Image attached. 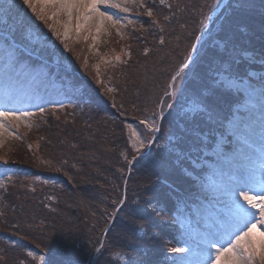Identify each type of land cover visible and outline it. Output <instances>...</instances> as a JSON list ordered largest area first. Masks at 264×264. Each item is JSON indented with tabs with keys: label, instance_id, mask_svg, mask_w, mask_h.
<instances>
[{
	"label": "trees",
	"instance_id": "16d2710c",
	"mask_svg": "<svg viewBox=\"0 0 264 264\" xmlns=\"http://www.w3.org/2000/svg\"><path fill=\"white\" fill-rule=\"evenodd\" d=\"M221 1L146 0L144 6L153 15L143 10L138 13L140 25L124 42L127 49L120 57L128 49L130 54L109 68L96 69L91 60L85 63L81 57L85 55L73 47L63 60L78 73L67 71L63 64L55 67L29 57L30 63L45 65L50 73L79 84L80 89L66 93L74 104L47 109L37 125L41 137L36 147L10 154V163L22 165L16 170L20 177L31 181L16 180L1 192L0 231L22 240L0 243V264H44L29 257L28 248L47 264L74 258L87 262L100 246L98 242L104 249L94 257L95 264H128L129 259L135 264H174L169 258L175 256L171 249L180 238L178 217L193 216V207L201 204L198 198L206 196L198 180L204 169L194 167L183 155L195 154L190 147L201 154L203 142L196 132L211 131L208 134L213 139L216 130L225 129V121L241 98L218 81V73L246 76L264 60V0H228L213 22L216 30L211 26L203 33V56L201 50L193 51L206 26L205 17L212 13L205 4L216 8ZM10 16L9 24H16L12 29L15 39L35 48V38L25 30L35 29L27 13L26 18L18 5ZM18 22H24L22 29ZM39 32L35 31L38 37ZM216 40H223L224 45ZM40 51L47 59L55 57L52 49ZM189 58L195 69L186 82L205 110L184 117L177 113L174 99L171 108L161 102L168 98L171 76ZM109 71L116 75L107 76ZM111 83L116 88L108 91ZM150 116L157 119L160 131L151 150L137 157L131 153L124 122L146 121ZM169 127L174 133L164 144ZM38 174L41 181L30 179ZM123 193L128 206L144 209L134 224L126 219V210L112 216L120 207L114 202ZM155 203L163 208L157 210ZM122 255L126 261L120 259Z\"/></svg>",
	"mask_w": 264,
	"mask_h": 264
},
{
	"label": "rangeland",
	"instance_id": "374dc122",
	"mask_svg": "<svg viewBox=\"0 0 264 264\" xmlns=\"http://www.w3.org/2000/svg\"><path fill=\"white\" fill-rule=\"evenodd\" d=\"M145 1L146 0H114V2H118L128 9L127 12L120 9H108V12L113 15L114 18L119 19V24L116 27H112L110 22H108L97 30L95 21H92L90 24H84L77 20L75 16L69 20L64 14H59L50 19L49 23L55 25L61 32L64 31V25L67 23L68 49H66L60 40L52 34L47 25L42 21L35 19L31 10L27 9L26 6H23L22 3H16L14 9H17L19 5L21 7V13H23L25 17L27 13V16L29 17L26 18L29 21L32 20L34 22L35 25L32 24L35 29L33 30L29 26L26 27V32H29L30 30V33L36 38L34 39L35 44L37 47L39 46L40 49L43 50L49 48L54 50L52 53H55V61H64L63 56H65L66 52L73 47L80 52V54L85 55L81 56L84 58L85 63L91 60L96 69H105L107 67H112L115 61H117L116 57H120V53L123 52L124 48L127 49V46H125L126 43L124 42L135 35L132 31L140 25L141 20L138 17V13L142 10L147 13L149 10L144 6ZM101 10L104 9L102 8ZM46 11H48L49 16L51 17L53 10L47 9ZM211 14H209L208 17ZM215 18L216 17H212L209 20L207 19L206 25H208V27L206 26L207 29L205 33L208 32L211 26L213 30H216V25H213ZM129 21H131V23H129ZM77 24H82L79 31H77ZM35 31L41 32H39V37ZM205 37L206 34H201V39L197 43L195 51L197 53L201 50L199 55H202L203 49H201V41ZM216 42L222 46L224 45L223 40H216ZM61 52L63 55L59 56V53ZM129 53L130 50L128 49V51L122 56L128 57ZM41 55L46 58V56L43 55V52H41ZM250 55V53L246 54L248 57H250ZM121 57L118 61L122 59ZM186 63L191 67L189 69L186 68L187 71L184 69L181 75L184 74L185 71L186 74L182 75L176 81V95L170 97V93L173 91V89H171L168 98L163 97L161 102V105L165 106L169 105L174 99L176 106L179 107L177 113H180V115H183L184 117H186L189 112L195 113L199 110H205L201 100L191 92V88L186 82L189 76L194 73L195 63L193 62L192 64H189V59ZM260 65V68L257 70H249V75L253 78L252 80H247L243 76L240 77V75L237 77L225 72L218 73V81L221 82L224 87L242 93L239 104L236 106L234 105L235 108L228 126L230 129L225 134H218L214 142L213 149L216 152V158L213 161L202 160L208 168L214 171L213 173L208 174L205 172L206 175L201 177V181H203L202 184L204 185L202 186L203 193H206L209 200L216 205L215 207L217 208L214 209H219L223 211V213H219L207 206L205 207L207 212H204L203 215L201 205L196 206L195 212H198L197 218L200 219L202 223L201 226H193L192 224L187 223L189 221L190 223L192 222V219L191 217H188V214L178 217L179 220H177L176 224L180 228L181 234L179 243L175 247L183 246L186 251L179 253L175 252L176 255L169 258V260L175 264H199L201 259V248L207 247L209 232L216 231L214 223L218 222L223 216H226L229 211L227 207L229 197L220 190H226L229 187L230 179L237 174V170L240 167L258 166L259 161L257 158L260 155L261 149L264 148V60H260ZM3 67L4 64L0 63V71H2ZM43 69L44 68L41 67L39 68V71L42 72L44 71ZM106 75L113 77L116 73L109 71ZM14 77L15 76H13L12 79H14ZM257 79H261V81L256 82ZM228 81H231L233 86H229L227 83ZM51 86L53 87L51 88L53 91L48 97H50L53 104H51V101H48L46 104L42 100L34 104L30 95H25L24 92L18 90L19 88L11 82L10 72L6 71L0 74V111L11 110L17 115H20L22 112H31L33 114L27 120L22 118L19 122L12 121L9 127L5 130V134L0 136V156H6L7 161H11V152L22 151L27 153L29 150L33 149L32 143L37 144L38 139L41 137L37 125L39 121L45 119V112H47L48 108L56 111L59 108H63L66 104H74L73 100L70 102V99L64 100L62 96H58L60 93L57 90L59 89L60 84L52 83ZM115 88L116 86L112 83L108 84V89L115 90ZM1 91L8 95L4 93L2 94ZM8 96L14 97V100H10ZM54 97H56L55 101ZM249 100L250 102L253 100L254 105L247 103ZM41 109H43V112H41ZM153 122H155L156 126L159 125L154 116H150L148 120L145 121L144 125H141V121L124 122L125 131L128 136V144L132 149V154L139 156V154L143 153V151L148 148L146 147L142 149L139 153L136 152L132 147V130H135L140 135V138L148 144L152 135H154V132L151 131L149 127ZM28 123H31L32 126L26 127ZM172 133L174 132L171 128H167L165 135L166 141L163 139L164 144H168L171 141ZM197 136L201 137V142L207 141V133L199 134ZM196 166H201V162L199 161ZM187 172L190 175L193 173L190 170ZM0 174V181H3L4 183V186L0 187V195L5 189V186L9 183H14L16 180L21 181V183H27L29 180L26 177H20L17 171H7L5 174L0 171ZM24 179L27 180L23 181ZM30 179H33V181H41L43 178L38 175ZM155 207L157 210L163 208L159 203H155ZM260 230L264 231V228ZM5 242H8L9 244L14 243V241L7 238L6 235L0 234V243ZM29 251L34 253V256L36 257L35 260L41 257V255L37 254L33 249H26V253ZM120 259L126 261L125 259L127 258L122 255Z\"/></svg>",
	"mask_w": 264,
	"mask_h": 264
},
{
	"label": "snow or ice",
	"instance_id": "6c2138e0",
	"mask_svg": "<svg viewBox=\"0 0 264 264\" xmlns=\"http://www.w3.org/2000/svg\"><path fill=\"white\" fill-rule=\"evenodd\" d=\"M16 3H22L27 9H30L34 14L35 19L42 21L53 35L68 49V25L65 23L64 31L61 32L55 25L50 24L49 20L59 14H64L69 20L75 18L84 24L96 22L97 30L101 26L110 22L112 27L119 24V19L114 18L108 12V9H120L127 12L128 9L114 0H0V31L7 30L10 33L16 27V24H9L11 20L10 13L15 8ZM209 8V12L215 11V8L205 4ZM219 7V5H216ZM104 10H101V9ZM47 9H51L52 16L50 17ZM148 16H152L151 9L147 11ZM206 19L210 18L208 16ZM219 17H217L218 19ZM19 29L23 28L24 22H18ZM131 23V21H129ZM82 24H77L79 31ZM203 27V21H201ZM199 39V37H197ZM161 44L164 40L161 39ZM147 51V50H146ZM130 54V53H129ZM117 60L120 57H116ZM187 63L180 65L178 70L171 76V84L169 87L173 89L170 97L176 95V81L181 77L184 69L188 68ZM229 86H233L231 81L227 82ZM113 91V89H108ZM166 94H168L166 92ZM172 107L171 104L168 105ZM43 112V109H41ZM33 114L31 112H22L17 115L14 111H0V136L5 134V130L9 127L12 121L27 120ZM142 124L145 121H141ZM28 123L26 127H31ZM151 131L158 132L160 129L155 122L149 125ZM131 136L132 147L136 152H141L142 149L149 147L152 141L145 143L140 135L132 130ZM258 166H242L237 170V174L230 179V185L223 191L229 197L228 214L223 216L218 222L214 223L216 231L209 232L207 247L201 248V259L199 264H264V148L261 149L260 155L257 158ZM7 163V160L4 161ZM11 179V178H9ZM3 181H0V187H3ZM126 197L121 198L118 203L120 207L115 209L112 216H115L119 211H125L126 219L129 224H134L137 217L144 215V209L140 207H131L126 204ZM99 247H96L90 254L87 262H82L79 258L72 260H64L61 264H95L94 257L98 256L104 249V245L100 242ZM173 252H184L186 249L183 246L173 247ZM29 257L36 258L34 253L29 251ZM44 264L47 261L44 257H40ZM128 264H135L131 259Z\"/></svg>",
	"mask_w": 264,
	"mask_h": 264
}]
</instances>
